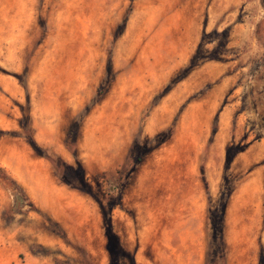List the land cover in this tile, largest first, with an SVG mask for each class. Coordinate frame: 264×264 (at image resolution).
<instances>
[{
  "label": "rangeland",
  "instance_id": "374dc122",
  "mask_svg": "<svg viewBox=\"0 0 264 264\" xmlns=\"http://www.w3.org/2000/svg\"><path fill=\"white\" fill-rule=\"evenodd\" d=\"M2 162L0 264H264V0H0Z\"/></svg>",
  "mask_w": 264,
  "mask_h": 264
},
{
  "label": "crops",
  "instance_id": "0c3cea01",
  "mask_svg": "<svg viewBox=\"0 0 264 264\" xmlns=\"http://www.w3.org/2000/svg\"><path fill=\"white\" fill-rule=\"evenodd\" d=\"M28 156V155H27ZM30 158V157H29ZM28 159V158H27ZM32 161L33 159L30 158ZM28 164V163H27ZM3 166L5 168H8L9 167V171H10V174L13 175V176H20L21 173L19 172V168H17L16 166H14L13 164L12 165H8L6 163H0V168H3ZM4 169V168H3ZM44 172H45V182H46V187H47V191H48V197L49 198L48 200L45 201H39L38 199V194H36V196H33L35 202L37 203L38 206H40V208H42L43 210L47 211L49 214H51L52 216L56 217V208L59 207V198H60V192H62L63 190V187H61L60 185L57 184V182L55 181L54 177H53V174L51 172V169L49 168H45L44 169ZM19 180L21 182L24 183V181L21 179V177H19ZM27 187V185H26ZM27 190L31 193L32 192V189L27 187ZM59 194V196H58ZM46 198V199H47ZM179 208H182V207H178L176 208L177 211ZM180 214L181 215H188V213L186 211H182L180 210ZM200 236V234H199ZM181 240H192L193 237H183V238H180ZM184 244L188 245V243H185Z\"/></svg>",
  "mask_w": 264,
  "mask_h": 264
},
{
  "label": "trees",
  "instance_id": "16d2710c",
  "mask_svg": "<svg viewBox=\"0 0 264 264\" xmlns=\"http://www.w3.org/2000/svg\"><path fill=\"white\" fill-rule=\"evenodd\" d=\"M27 141H28L29 145H30L34 150H38V149H37L38 147H37V145H36V143H35V141L33 140L32 137L28 136V137H27ZM219 235H220V238H222V235H221V229H220V233H219Z\"/></svg>",
  "mask_w": 264,
  "mask_h": 264
}]
</instances>
